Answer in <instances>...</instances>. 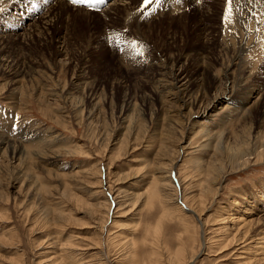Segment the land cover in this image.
I'll list each match as a JSON object with an SVG mask.
<instances>
[{
    "label": "rangeland",
    "instance_id": "rangeland-1",
    "mask_svg": "<svg viewBox=\"0 0 264 264\" xmlns=\"http://www.w3.org/2000/svg\"><path fill=\"white\" fill-rule=\"evenodd\" d=\"M61 1L73 10L64 44L56 36L49 43L51 31L25 33L27 22L8 32L12 21L30 11L43 17L60 0L26 8L0 1V41L14 45L4 47L30 73L12 76L0 52V138L9 143L0 150V264H264V158L235 170L224 156L206 163L194 153L204 126L214 139L233 133L226 147L264 137V105L256 111L264 98L263 0L253 22H245L248 8L236 18L247 24L236 21L231 34L227 0H197L200 14L211 8L204 30L194 9L144 20V0L132 15L126 0L91 15ZM173 34L179 46L166 42ZM170 57L173 72L201 66L213 78L190 111L151 84L158 60ZM229 66L234 75L222 76ZM194 81L191 100L202 89ZM226 85L252 118H227L233 107L218 98Z\"/></svg>",
    "mask_w": 264,
    "mask_h": 264
},
{
    "label": "bare ground",
    "instance_id": "bare-ground-1",
    "mask_svg": "<svg viewBox=\"0 0 264 264\" xmlns=\"http://www.w3.org/2000/svg\"><path fill=\"white\" fill-rule=\"evenodd\" d=\"M0 1H2V0H0ZM13 1L14 0H7V2H8L7 5H9L8 6L9 8H11V7L15 6V5H18V4H20V5L22 4L21 5V8H26V5L24 6L23 4H28L29 3V0H27V1H25V0H16V2H13ZM46 1H49V0H46ZM66 1H69V0H66ZM109 1H111V0H107L106 2H109ZM123 1L124 0H112V3H111V5L108 8L113 7V9H111V10L114 11L115 8H117L118 6H122L121 4L123 3ZM172 1H174V3H172ZM213 1H215V0H213ZM233 1L234 2H233V6H232L231 21H230V19L226 18L227 17L228 5L225 6L226 9L224 10V14H223L224 16H222V17H224L223 20L226 22V28H229V30H230V34L234 32L232 29H233V26L236 23V21L240 25H246L247 23H245V22H248L249 23V21H252V19H254V14H256V12L258 11V7H259V5L257 6V0H239L238 2H235L236 0H233ZM12 2H13V4H12ZM142 2H143L142 10H143V15H144V20H148V19H151L153 17L155 18V15L158 16V13H159V16H160L161 13H163L164 15L168 16V18L170 16H174V17H172L173 19L175 17H180V16L182 17V15L186 11V9H194L195 13H197L198 15L200 14L199 5L196 3L197 0H181L179 3H175V0H168L165 4L163 3L162 5H158L155 2H153V3L149 4V5H147L146 7L144 6V1H142ZM263 2H264V0H263ZM60 3L61 4L56 5L50 12H48V13L46 12L47 14L44 15L43 17H42V15L41 16L38 15L40 12L38 13L36 11V13H34L33 11H30L27 15H23L21 17L19 24H16L15 21H12L11 22L12 23V26L9 28L8 32H11V31H13V30H15L17 28L19 29L20 26H21V28H24L23 27V24L25 25V23L27 22L26 25H27L28 28H26L24 30V32L25 31L26 32L27 31L30 32V30L32 31L33 29H35L37 31V34L40 33L41 35H43V33H46L48 31H51L54 36H53V39L49 40V43L51 41H54V37L55 36H56V39L58 40L57 42L59 44L66 43L68 41V38H69L67 36V34H68V28L70 26L68 27V22L66 23L64 21V19L66 20V18H69L68 17L69 16L68 13L69 12H73V10L70 9L71 6L67 2L66 3L70 7H65V5H64L65 2L63 3L61 0H60ZM126 3L127 4L124 5V7H123V11H125L127 14H131L132 15L131 12L133 10V7L136 5V0H126ZM224 3H225V1H224ZM78 5H84V4H76L75 7H77L78 9H75L74 11L82 12L84 10L85 12H90L89 10L92 9V7L80 8ZM263 6H264V4H263ZM213 7H216V6H213ZM37 8H39V6ZM108 8H106V9H108ZM248 8L250 9V11L249 12L247 11L248 13L246 14V10ZM103 10H105V9H103ZM94 11H95V9H94ZM210 11H211V8H210ZM210 11H205L202 14H200L199 17L196 18L197 19V23L199 25H202V30H204L205 23H206V22H203L202 20H203L204 17H206L208 15H211L210 14L211 13ZM85 12H84V14L89 16V14H87ZM103 13H105V11ZM108 13L109 12H107L106 14H108ZM185 14H187V13H185ZM244 14H246L247 19L245 20V22H243L244 23L243 24L242 22L238 21L237 19L239 17L243 16ZM35 15H37V16H35ZM90 15H91V12H90ZM160 17H162V16H160ZM156 18H158V17H156ZM52 19H53V23H50L49 20H52ZM156 20H159V19H156ZM229 24H231V26H229ZM194 27H196V26H194ZM11 28H12V30H10ZM205 29H207V28H205ZM203 33H204V31H203ZM29 34H31V32ZM203 35H205V34H203ZM211 35H210L209 31H208L206 33L205 37H204L205 40L203 41V43L205 44L206 47H210V45L212 43V41L209 38V36L211 37ZM0 36H2V35H0ZM5 37H7V36H5ZM180 38H181V36H180ZM6 39H3V40H6ZM60 40H61V42H60ZM166 42H168V44H170L172 47H176V46H179L180 45V43L175 38V35L174 34L172 36L171 35L168 36ZM44 44H47V43H44ZM143 44H145L144 41H143ZM242 45H243V43H242ZM4 46H13L14 47V45L10 44L9 41H2V42L0 41V52L3 53L2 54V58H4L5 54L8 53V55L5 56L6 57V61H4V62H6V66H5L4 69H8V71L11 72L12 76L14 75L15 78H18V77L23 78L25 76L26 77L29 76L30 73H29V71L26 70L25 63L20 62V60H16L15 61V58L14 57L16 56V52L15 51L14 52H11V51H13L14 48L13 47H4ZM10 53H12V55H13L12 57L10 56ZM65 56H66V54H65ZM202 58H204V57H201L200 59H202ZM166 60L167 61H165V63L163 65L160 64L162 62L161 59L158 60L159 63H157L156 66L154 65L156 67V70H154L155 73H154V76H153V78L151 80L152 81L151 84H153V85H156L157 84L158 87L160 88V92L161 93L165 94L169 98L171 97L172 98L171 100H173V101H178V103L180 104V106L182 108H183V105H184V108H189V110H187V111H190L192 109L193 105H195V104L196 105L199 104V106H200L201 105L202 98L207 94L206 93V86H208V83L209 84L213 83V78L212 77L210 78L208 70L204 69L201 66H196L192 70V72L191 71H188V70H178V69H176L175 72H173L172 69H173L174 65H177L176 61L172 57L167 58ZM234 66H236V65L235 64H232V67H234ZM2 67H4V66H2ZM229 68H230V66L227 69H225L224 71H222L223 72L222 73V76H224V77H232L234 75L233 72L229 73L230 72ZM177 70H178V73H177ZM31 76H33V75L31 74ZM164 77L168 78V80L167 81L166 80L164 81V80L160 79V78H164ZM196 77H197V80L200 83V85L202 84V89H201V93L199 95V98L194 99V100H191V91L189 90V87H190L191 83L195 85L194 79H196ZM191 80H193V82ZM18 81H17V84H18ZM14 83H16V82H14ZM12 84H13V82H12ZM91 87H93V86H91ZM18 88H16V89H18ZM229 90H230V88L226 85L225 90L222 91V93H223L222 95L223 96L222 97L216 96V97L220 98L219 99L220 102H221L222 99H225V101H229L228 105H231L233 107V112H234L233 113V116H232V114H226L227 115V118L228 119H231L232 117H235V120L236 121L238 119H241L240 122H245L247 119L252 118V116H253L252 111L251 110H246V109L243 108V106H246L247 105V101L245 99L232 100L231 97L229 96L230 95ZM16 91H18V90H16ZM18 93H19V91H18ZM59 94H60V92H59ZM48 95H50V93H48ZM53 95H55V94H53ZM256 104H257L256 111L259 114L263 110V109H261V107L264 105V98H263V101L262 102H260V103L257 102ZM207 108H209V107H207ZM211 108H212V106H210V109ZM183 111H185V110H183ZM201 115L204 116V114H201ZM198 116L199 115H197V117ZM201 131H202L203 134L200 136V143L197 144L196 147H194L195 148L194 153L195 152H196V154L198 153L202 157V159H204L205 157H207L208 158L207 160L210 159V161H213V163H214L215 160H218L219 158H222L224 156L225 159H226V162H227V166H229L228 168H232V169H235L236 170L238 168H241V167L244 168V167L248 166L249 163H250V161L248 159H252V157H253L254 162L260 161V160H262L264 158V137L261 140H257L256 138L251 137L252 140L250 141L249 144L247 143V141H245V142H243L241 144L242 146H240V145H232V146H227L226 147L225 144H223V143H224V141L226 139H227V141L228 140L230 141L231 139H233L232 138V137H234L233 133L230 132V134H232V137L231 136L230 137H227V135H224L223 136V133L222 132L221 133L220 132L219 133H215V134H213V136L215 137V139H214V138H212V137L209 136V131L206 129L205 126L201 128ZM196 135L198 136V134H196ZM234 140H235V138H234ZM7 142L6 141H3V139L0 138V150H2L7 145ZM8 145H9V143H8ZM11 146H12V144H11ZM5 148H4V150H5ZM15 150H17V149H15ZM186 150H188V149H186ZM18 151H20V150H18ZM12 152H14V151L12 150ZM21 152H23V151H20L19 155L21 154ZM15 154H16V152H15ZM3 155H4V153H3ZM192 155H193V153H192ZM13 156L14 155H12V158H13ZM200 161L201 162L202 161H206V158L204 160H200ZM206 163H207V161H206ZM209 163L207 165H210ZM207 165H205V167ZM169 169H170V167H169ZM207 169L211 170V168H207ZM224 169H226V168H224ZM167 170H168V168H167ZM218 170H220V168L217 169L216 171H218ZM163 172H165V171H163ZM213 175H214V173H213ZM165 178H166V176H165ZM153 185H154V188H155L154 190L158 191V188H157V185H156L155 182H153ZM154 198H156V197H154V193H153L151 195V197L148 199V201L150 200V202H152V201H154ZM180 212H182V211H180ZM217 247H219V246H217ZM125 258H127V256H125ZM130 258L133 259L134 258V254L130 255L128 257V260ZM171 261H173V260H171Z\"/></svg>",
    "mask_w": 264,
    "mask_h": 264
},
{
    "label": "snow or ice",
    "instance_id": "snow-or-ice-1",
    "mask_svg": "<svg viewBox=\"0 0 264 264\" xmlns=\"http://www.w3.org/2000/svg\"><path fill=\"white\" fill-rule=\"evenodd\" d=\"M155 2L158 5L163 4V0H144V6L146 7L147 5ZM71 3L73 5L76 4H87L89 7H97L99 5H102L104 3V0H71ZM177 3H179V0H177ZM228 4V9H227V17L228 19L231 18L232 14V6H233V0H227ZM135 47V45H133Z\"/></svg>",
    "mask_w": 264,
    "mask_h": 264
}]
</instances>
